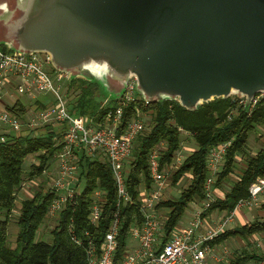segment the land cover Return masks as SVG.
<instances>
[{"label": "water", "instance_id": "obj_1", "mask_svg": "<svg viewBox=\"0 0 264 264\" xmlns=\"http://www.w3.org/2000/svg\"><path fill=\"white\" fill-rule=\"evenodd\" d=\"M0 45L43 53L117 100L187 110L264 93V0H0Z\"/></svg>", "mask_w": 264, "mask_h": 264}, {"label": "trees", "instance_id": "obj_2", "mask_svg": "<svg viewBox=\"0 0 264 264\" xmlns=\"http://www.w3.org/2000/svg\"><path fill=\"white\" fill-rule=\"evenodd\" d=\"M0 46L7 49L3 45ZM65 94L69 96V110L91 119L94 124L99 123L106 110L114 107L118 100L107 99L102 105L105 99L98 86L81 78L69 79ZM25 106V100L21 99L17 100L14 106L7 108L13 114L20 115L25 111ZM123 109L120 129H123L126 122L138 111H145L151 115V126L148 131L137 135L135 150L125 176V191L129 199L119 206V228L116 237L119 248L125 243L126 231L134 216L139 215L140 183L144 179L148 186L150 180L148 153L156 144L164 141L166 148L160 161L162 165L170 161L180 144L177 126L183 127L186 133L194 137L196 148L185 157L173 179L175 182L180 176H187L188 184L183 186L176 198L161 201V204L168 208L162 237L164 241L171 236L187 205L204 197L203 184L208 175L205 157L213 145L232 138L215 186L222 181H228L230 174L236 175L233 171L240 164L237 163L235 156L245 159V167L230 183V189L223 198H217L207 211L216 208L226 211L233 209L237 199L247 195L249 183L264 176V147L252 154L245 145L250 130L264 125V104L257 105L249 115L244 108L237 107L231 97L216 98L202 103L195 110H187L177 101L146 103L142 99L126 105ZM44 128L39 135L18 134L14 137L8 136L4 142L0 141V264H87L85 247L88 238L85 231L98 246L117 207L115 205L118 201L117 188L108 161L105 158L90 159L80 152L78 165L82 182L81 191L73 205L67 204L60 211L50 230V238L46 240L40 235L37 237V231L46 216L53 194L50 191L38 190L30 198L21 201L19 215L14 221L19 229L14 245L8 243V228L11 223L9 213L17 206L14 200L24 175L33 177L41 174L60 148V144L56 143L59 138L58 128L55 125H47ZM34 154L37 163H31L29 170L25 172L24 162L27 156ZM96 188L103 190V201L98 225L93 226L87 219L92 193ZM262 207L264 209V203ZM70 224L74 234L80 237V243L72 240L68 232ZM263 232L264 219H255L228 229L209 242L213 245L222 243V240L231 236L246 237ZM255 257V254L243 250L224 264H243Z\"/></svg>", "mask_w": 264, "mask_h": 264}, {"label": "built area", "instance_id": "obj_3", "mask_svg": "<svg viewBox=\"0 0 264 264\" xmlns=\"http://www.w3.org/2000/svg\"><path fill=\"white\" fill-rule=\"evenodd\" d=\"M68 80L67 74L51 65L48 55L23 54L0 46V141L4 142L8 136L27 135L47 125H55L59 131L56 143L60 144V148L50 160V162L56 160V169L54 166L50 168L52 170H45L46 168L42 170L43 173L48 171L49 177H52L51 184L44 190L53 194L47 207V218H57L67 204L75 203L81 191L82 182L78 165L80 152L84 157L105 158L109 163L117 188L118 201L115 204L117 207L98 246L85 231L88 238L85 247L87 264H209V256L216 261L228 262L232 256L228 247L222 244L218 247L219 253H215V248L209 241L233 228L237 212L264 203V176H260L249 183L247 195L238 198L233 209L221 217L216 213L215 215L207 213V216H204L207 208L217 198L213 196L215 194L213 186L222 169L232 138L222 140L209 148L205 157L208 175L203 184L204 197L199 200V207L194 209L193 217L191 215L186 224H182L184 220L180 219L171 236L165 241L162 237L168 208L161 204V201L169 199L166 197L169 186L165 171L179 169L185 156L178 149L173 153L172 159L162 165L160 160L166 142L161 141L151 148L147 158L150 180L146 186L142 179L138 189L139 215L134 216L126 231L125 243L119 248L116 238L119 228V206L129 199L125 191V176L135 150L134 142L137 135L148 128L145 126L142 112L138 111L126 122L124 128L120 129L123 108L141 99L135 87V77L131 76L126 81L125 90L116 105L108 108L103 119L97 124L69 110L65 94ZM38 93L50 94L51 97L40 104L36 100ZM22 96L25 98L26 109L20 115L13 114L7 107L14 106ZM106 101L104 100L103 104ZM232 102L237 107L245 109V96L232 97ZM249 104L246 109L248 115L257 105L264 104V93H257ZM236 175L230 174V178L234 180L237 178ZM27 182V180L22 182L16 197L19 198L20 193L30 187ZM102 191L100 188L94 189L88 207L87 220L93 226L98 225V218L101 215ZM68 232L72 240L80 243L81 239L74 234L71 224ZM252 235L254 247L262 248L264 232ZM254 259L250 264H264V252L262 255H256Z\"/></svg>", "mask_w": 264, "mask_h": 264}, {"label": "rangeland", "instance_id": "obj_4", "mask_svg": "<svg viewBox=\"0 0 264 264\" xmlns=\"http://www.w3.org/2000/svg\"><path fill=\"white\" fill-rule=\"evenodd\" d=\"M51 73H52V71H51ZM47 96L51 97L50 94H48ZM68 97L69 96L67 95L66 96L67 102L69 101ZM230 97L236 98V95H231ZM22 100H25L24 96H22ZM102 105H103V102H102ZM141 112L143 114L145 126L148 127L147 128V131H148L150 126H151V124H150L151 115H149L145 111H141ZM43 129L45 130L44 127L39 128L36 131H32L30 134H31V136H34L35 134L39 135L40 131H42ZM176 130L179 132L178 134H180V144H179V147H177V150L178 149L181 150V153L183 154V156L186 157L193 149L196 148V143H195L194 137L191 134L186 133L185 129H183V127H181V126H177ZM38 131H39V133H38ZM135 143H136V141L134 142V144ZM245 145L247 146V150L252 154L255 153L256 151H258L259 148L264 147V125L258 126L256 129L250 130V133L248 134L247 141L245 142ZM171 159H172V157H171ZM235 159L238 161L237 163L240 165H237L235 171H233V172L236 174H240V170L243 167H245V161H244L245 159H243L240 156H235ZM55 161L56 160L53 159L52 162H50L47 166H45L46 167L45 170H52L50 168H52L56 165ZM33 162L37 163L36 154L27 156V159L24 162L25 172H27L29 170L31 163H33ZM55 169H56V166H55ZM175 170L170 169L169 171H165L168 186H169V188L167 190L168 194L166 197L169 199L176 198L179 195L183 186L187 185L189 182V178L187 176H183V175L180 176L178 178V180L174 182L173 181L174 175L176 174L178 169L172 175V173ZM47 172H45V173L42 172L41 174L35 175L33 177L29 176L28 174L24 175L23 181L27 180L28 181L27 183L30 185V187L26 188L25 191L20 193L19 198L18 197L15 198L14 201H15L17 206H16V208L15 207L12 208V210L9 213L11 223L9 224V228H8L9 232H8L7 237H8V243L11 246L14 245V240H15L16 234H17L18 229H19V227L16 225V223L14 221L16 220V218L19 215L20 211L18 208L20 206V203L23 199L30 198L31 197L30 194L35 193V191L42 190V192H43L45 189H47L49 187V185L52 182V177H49V174ZM231 182H233V180L230 177L228 178V181H225V182L222 181L218 185V187H215L216 191L220 190L219 188L226 189V191H228L230 189V183ZM178 189H179V191H178ZM213 196L217 197L218 195L214 194ZM262 203L263 202H261L259 204V206H257V207H253L251 211L248 210V211H245V213L242 211L237 212L235 217L238 218V216H241V214H245L246 217H248V218H245L244 222H242V223H246L248 221H253L255 219H261V220L264 219V209H263V207L261 208ZM196 204L200 205V201L199 200L196 201ZM199 205H198V207H199ZM207 209H209V208H207ZM206 212L208 214L213 213L214 215L216 213L214 209H212L210 211H205V213ZM247 212H248V214H247ZM204 216H207V214ZM187 217H191V203H189L187 205V207L184 209V212L181 215L180 219L185 221V219ZM219 217H221V216L219 215ZM55 219L56 218H47V216H45L43 222L41 223V225L38 228L37 237L40 235L43 239H46V240L49 239L50 238V230L52 229V226L55 223ZM239 224L240 223H236V221H235L233 223V227H235L236 225H239ZM252 236L253 235L250 234L249 236H246V237H241L240 235H237L236 238L229 237V239L227 240L228 244H226L229 251L231 252L230 255H232L231 257L228 256L229 259H231L232 257H235L237 254H239L243 250L249 254H255L257 256L262 255L264 252V243L262 244V248H261V246L259 249H257L258 247L255 248L256 246L254 247L255 244H254V240H253ZM253 259H250V261L245 262L243 264H250V262L253 261Z\"/></svg>", "mask_w": 264, "mask_h": 264}, {"label": "crops", "instance_id": "obj_5", "mask_svg": "<svg viewBox=\"0 0 264 264\" xmlns=\"http://www.w3.org/2000/svg\"><path fill=\"white\" fill-rule=\"evenodd\" d=\"M48 95V94H47ZM45 93H38V95H37V97H36V100H38V102L40 103V104H43L46 100H48L49 98H50V96H47ZM21 99H22V97H21ZM214 187V193H215V195L217 194L218 196H217V198H223V196H224V194L226 193L225 191H226V189H221V188H219L220 190H217L216 191V189H215V187H218V186H213ZM222 194V195H221ZM198 205L199 204H196V202H193V203H191V215H192V217H193V211H194V209L195 208H198ZM215 210V212H216V214L219 216H221V215H223V214H225L227 211L226 210H224V209H221V210H219L218 208H216V209H214ZM249 211H251L252 210V208H249L248 209ZM248 210H244V211H242V212H244L245 213V211H248ZM247 214H248V212H247ZM262 214V213H261ZM245 218H248V217H246V215L245 214H241V216H238V218H236L235 217V220L234 221H236V223H240L239 225H242V224H244V223H242V222H244V219ZM189 219V217H187L186 219H185V221H183L182 222V224H186L187 223V220ZM180 220V219H179ZM242 223V224H241ZM239 225H236V226H239ZM231 237H233V238H236L237 237V235L236 236H231ZM242 237V236H241ZM229 239V237L228 238H226V239H224V240H222V243H216V244H213L212 246H213V248H215V253H219V246H221L222 244H228V240ZM208 262H209V264H224V263H226L227 261H216L212 256H209V258H208Z\"/></svg>", "mask_w": 264, "mask_h": 264}]
</instances>
